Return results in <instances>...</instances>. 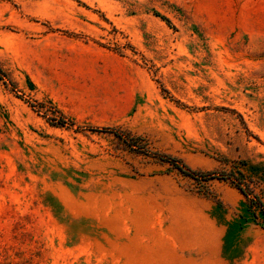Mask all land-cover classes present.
<instances>
[{
  "label": "rangeland",
  "instance_id": "obj_1",
  "mask_svg": "<svg viewBox=\"0 0 264 264\" xmlns=\"http://www.w3.org/2000/svg\"><path fill=\"white\" fill-rule=\"evenodd\" d=\"M263 208L264 0H0V264H264Z\"/></svg>",
  "mask_w": 264,
  "mask_h": 264
},
{
  "label": "trees",
  "instance_id": "obj_2",
  "mask_svg": "<svg viewBox=\"0 0 264 264\" xmlns=\"http://www.w3.org/2000/svg\"><path fill=\"white\" fill-rule=\"evenodd\" d=\"M170 162H171V164L173 165L174 168H177L183 174L190 175V176H195L196 179H205L206 176H207V173H199V172H197L195 170L190 169L189 167H186L184 164H179V162L177 161L176 158L172 157L170 159ZM183 168H186V169H183ZM239 188H240V190L242 192H244L245 195H247L244 189H242L241 187H239ZM259 206H260V208L262 207L261 204ZM261 214H262L261 215V220H262V222L264 224V208L262 209Z\"/></svg>",
  "mask_w": 264,
  "mask_h": 264
}]
</instances>
